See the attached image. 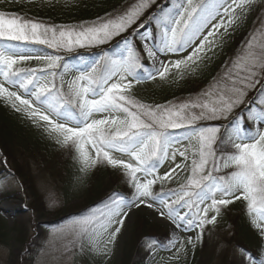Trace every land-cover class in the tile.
Instances as JSON below:
<instances>
[{
	"label": "snow or ice",
	"instance_id": "6c2138e0",
	"mask_svg": "<svg viewBox=\"0 0 264 264\" xmlns=\"http://www.w3.org/2000/svg\"><path fill=\"white\" fill-rule=\"evenodd\" d=\"M61 2L74 4L55 0ZM153 3L136 0L121 13L77 25H50L0 11V100L69 154L81 174L78 180L100 166L111 167L131 189L130 197L114 192L71 222L70 244L79 253L109 255L132 209L141 206L174 226L163 244L151 241L162 251L187 254L176 230L199 229L195 241L188 237L194 250L235 201L245 205L264 240V88L250 107L228 119L264 77V25L240 45L230 66L193 96L161 105L134 95L139 84H178L202 74L255 0H171L133 27ZM113 40L110 48H100ZM92 48H100L94 58L74 64H62L64 57L56 54ZM32 60L41 63L25 64ZM245 116L252 128L243 124ZM218 120L228 122L207 123ZM167 162L168 170L160 174ZM181 172L188 174L177 188L154 193L157 183L178 181ZM237 250L241 264H264V245L256 256Z\"/></svg>",
	"mask_w": 264,
	"mask_h": 264
},
{
	"label": "rangeland",
	"instance_id": "374dc122",
	"mask_svg": "<svg viewBox=\"0 0 264 264\" xmlns=\"http://www.w3.org/2000/svg\"><path fill=\"white\" fill-rule=\"evenodd\" d=\"M18 1L26 4L29 8H36L41 11L54 13L53 15L57 17H63L64 11L70 7H64L62 2L56 4L55 0H53L51 6L41 3H29L28 0ZM82 1H86L92 5L100 0ZM135 2L136 0H122L121 4L109 13L113 15L121 13ZM167 2L168 0H155V3L151 5L144 13V16L141 17L140 21H137V25H133V27H137L139 23L145 21L147 16L152 12L167 6ZM17 15L26 20H36L50 25H77L80 23H53L47 20L30 18L23 13H17ZM97 18L98 17L93 20ZM58 19L59 18L56 20L58 21ZM217 22L218 21H213V24ZM262 25H264V0H255L254 5L251 10L247 12L246 18L240 27L237 28L234 33L229 29L231 35L225 37L226 43L223 49L217 48L215 50L216 55L213 56L209 64L215 62L217 69L213 76L208 79L206 85L195 88L190 94H185L170 101H160L158 97L155 101H150L148 99L141 101L149 104L167 105L169 102L176 104L200 92L202 89L207 88L209 84L214 81V78H218L226 68L230 66V62L240 45L247 40L251 33L261 28ZM151 26L155 31V25L152 24L150 27ZM129 31H131V29ZM220 31L223 32V29H220ZM206 33L207 29L205 30V34ZM117 39H119V37ZM114 43L115 40L111 41L109 44L100 46V48H108ZM137 43L139 44V41H137ZM100 48L76 49L71 53L61 51L56 54L62 55L65 58L80 51L99 52ZM47 51L52 52L53 50L47 49ZM186 54L187 53H185V55ZM145 62L146 64L148 63L146 60ZM40 63L41 62L35 60L25 62L26 65L31 67H36L40 65ZM263 83L264 77L259 78V83L247 92V95L244 97V102L233 110L228 118L229 120H232L237 114L244 112L247 107L251 106L249 101H252L254 97L257 96L260 89L263 88ZM163 85L164 84L160 83L158 80L136 85L134 87V95L139 100L141 96L144 97L149 94L152 96L156 95L157 91ZM2 106L11 108L4 101ZM257 106L260 107L259 104H257L256 107ZM245 118L246 121L251 123L250 126L252 128L253 123L250 122L246 116L244 119ZM26 121L30 123L28 120ZM227 122L228 121L218 120L209 121L207 123L224 124ZM34 128L38 129L36 127ZM49 140L56 145L53 140ZM14 142L15 141L10 140L6 144H0V147H3L5 150V155L4 153H0V182H3V186L0 187V232L3 234V238L0 240V264H121L123 262V248L132 236L131 230L133 224L139 217L145 218L146 221L160 229L159 232L161 235L158 236V239L162 241L161 244L169 237L170 231L174 226H172L170 222L159 218L154 209L141 206L139 209H132L130 218L125 221V226L117 236L115 244L110 246L111 252L109 255L97 256L87 251L79 253L78 247L70 244V241L73 240L70 234L71 222L87 214L90 208L100 205L101 200H106L102 198L98 202H96V200L91 202V199L94 198V192L90 191L88 181L93 171L84 176L82 180H78L81 174L78 172L77 166L66 151L59 148L55 160L51 163H47L45 161L47 160L45 155L37 152L35 149L31 153L30 149H27L26 160L25 157L20 154V149L16 150ZM184 144L187 145V141H185ZM125 159L127 158L125 157ZM181 160L182 158H177V162ZM190 162L191 156L188 163L190 164ZM170 163L171 162H167L160 168V174L168 170ZM102 167L104 169L103 171L108 170L110 173L103 172L106 176L104 180H102V176H100L102 180L101 184L104 187L113 185L112 187L115 189V192L118 193H120L121 190H125L129 193L130 197L131 189L124 183L121 174L111 167ZM12 170L28 174L27 177L30 180L31 188H29L27 182L19 181L14 177ZM187 174V172H181L178 181L173 180L171 183L166 182L163 187L157 183L153 189L154 193L162 194L168 192L169 189L177 188L179 183L183 182ZM113 193L114 191H112L108 197ZM50 204L52 205L51 207L49 206ZM236 207L241 209V211H239L240 214L243 212L242 217L250 222V217L246 214L245 205L240 201H235L222 210L221 216L217 217L218 223L215 228H213L212 225L208 226V228L213 230L210 232L206 230L204 232L202 244H197L194 250L192 246L188 244V237H191L193 241H195L200 230L195 229L190 232H181L177 229V234L183 240L187 254H185L184 251L177 254L175 249L172 251L159 250L158 245L151 243L154 234L150 235L151 237L148 236L147 238H143L142 242H139L141 240L140 238L136 243H138L137 248L141 255H139L136 264L140 263L143 253H145V258L141 264H241L242 258L237 250L239 246L233 243L235 235L234 227L230 223V219L233 215H239L234 211ZM183 211L184 210H181V212ZM209 215L211 216L212 214L210 213ZM58 228H64L65 231L58 232L56 231ZM256 233L257 238L255 240V247L248 250L254 256L259 255V249L264 245V240H262L257 230ZM136 240L135 238V241ZM69 248H71V251L68 250Z\"/></svg>",
	"mask_w": 264,
	"mask_h": 264
},
{
	"label": "trees",
	"instance_id": "16d2710c",
	"mask_svg": "<svg viewBox=\"0 0 264 264\" xmlns=\"http://www.w3.org/2000/svg\"><path fill=\"white\" fill-rule=\"evenodd\" d=\"M122 0H100L90 5L86 1L76 0L74 1V5L70 6L67 10L64 11L63 17L54 16V13L49 11H41L34 8L27 7L26 4L20 3V1L16 0V2H12V0H0V11H4L6 14H17L23 13L26 16L33 19L47 20L53 23H66V24H74L82 21L93 20L96 17L104 16L108 14L111 10L118 7L121 4ZM171 2L168 0L167 5ZM57 18L58 21L56 20ZM154 31L153 27L151 26ZM18 43V42H13ZM112 46V45H111ZM109 46L108 48H110ZM43 47V46H40ZM228 47V46H227ZM226 47V48H227ZM104 48V49H108ZM47 51V49H44ZM97 52H78L75 54H71L64 58L61 62L62 64L67 61L69 64L79 63L81 58L85 60H91L94 58V54ZM146 64V62L144 61ZM217 69V65L215 62L208 63V66L203 70L202 74L196 76L195 78H190L185 81H181L178 84H164L158 91L156 95H147L144 97H140V100L145 101L144 99L155 101L158 97L160 101H170L174 98L183 96L185 94H190L195 88H199L202 85H206L208 79L211 78L214 72ZM59 71V69H58ZM70 78V77H66ZM264 88V83H263ZM261 90V89H260ZM3 101L0 100V144H6L10 140L15 141L14 147L16 150L20 149V154L25 157L27 160V149H30L31 153L35 149L37 152L46 156L47 163H51L57 157L59 147L54 145L46 135L40 131V129H35L30 123L26 121L19 113L13 111L11 108L3 107ZM259 108V106H257ZM238 115V114H237ZM243 124L251 128V123L246 121V118L243 119ZM177 134L183 133V130H175ZM223 131V130H222ZM4 148L0 147V153H4ZM42 155V157H43ZM103 167L100 166L96 168L88 181V187L90 191L94 192V198L92 201L98 202L102 198L107 199L108 195L114 191L115 189L111 186L104 187L101 184V181L105 179L106 174L110 173V171H103ZM13 176L16 177L19 181L27 182L29 188H31L30 180L27 177L28 174L22 173L20 171H13ZM104 172V173H103ZM102 176V180L100 178ZM94 189V190H93ZM121 194L128 196L129 193L125 190L120 191ZM106 197V198H105ZM102 202V200L100 201ZM99 202V203H100ZM98 203V204H99ZM97 204V205H98ZM236 213L239 215H233L230 219L231 225L234 227V238L233 243L236 246L243 247L244 249H251L255 247V240L257 238V233L253 225L248 220H245L242 217L243 212L240 214V208L236 207ZM154 228V229H153ZM158 229V230H157ZM154 230V231H152ZM157 230V231H155ZM159 228L153 226L151 223L146 221L145 218L139 217L133 224L129 241L125 244L123 248V262L121 264H136V261L139 258L140 252L138 251V240L141 238L139 242H142L143 238H147L148 236L154 234L153 241H159L162 243L158 236L161 235L159 232ZM164 236V235H163ZM3 238V234L0 232V240ZM135 238L137 239L135 241ZM157 238V239H156ZM149 240V239H148ZM142 253V252H141ZM142 259L139 264H141L145 258V253L142 254Z\"/></svg>",
	"mask_w": 264,
	"mask_h": 264
}]
</instances>
